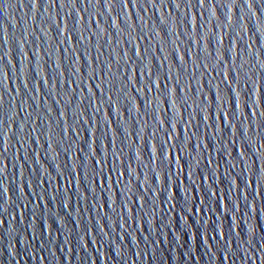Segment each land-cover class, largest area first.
<instances>
[{
  "label": "water",
  "instance_id": "obj_1",
  "mask_svg": "<svg viewBox=\"0 0 264 264\" xmlns=\"http://www.w3.org/2000/svg\"><path fill=\"white\" fill-rule=\"evenodd\" d=\"M0 264H264V0H0Z\"/></svg>",
  "mask_w": 264,
  "mask_h": 264
}]
</instances>
